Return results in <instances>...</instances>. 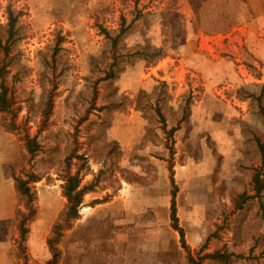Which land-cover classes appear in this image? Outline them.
I'll return each mask as SVG.
<instances>
[{
	"label": "rangeland",
	"instance_id": "rangeland-1",
	"mask_svg": "<svg viewBox=\"0 0 264 264\" xmlns=\"http://www.w3.org/2000/svg\"><path fill=\"white\" fill-rule=\"evenodd\" d=\"M180 1L0 0L2 42L8 10L20 13V40L7 54L0 48V86L10 102L0 113V264L51 259L47 240L66 204L60 186L81 164L72 159L67 167L65 159L75 155L86 160L81 186L92 189L77 219H59L58 264H188L187 255L196 260L215 248L233 253L231 264H264L257 202L235 210L232 201L253 194L250 176L259 166L244 128L263 131L247 95L264 97V0H246L236 16ZM121 28L125 50L145 49L146 60L98 83L93 104L89 79L101 78L119 50H110L102 30ZM200 31L216 34L208 41L212 64L194 49ZM112 100L113 111L99 110ZM34 136L40 149L29 156L24 138ZM12 171L38 179L24 241L16 211H27ZM171 179L188 252L172 228Z\"/></svg>",
	"mask_w": 264,
	"mask_h": 264
},
{
	"label": "trees",
	"instance_id": "trees-1",
	"mask_svg": "<svg viewBox=\"0 0 264 264\" xmlns=\"http://www.w3.org/2000/svg\"><path fill=\"white\" fill-rule=\"evenodd\" d=\"M20 16L19 12H14L12 10H8V24L5 27V35L6 38L2 42L1 36V28H0V48L4 49V52L7 54L11 44L13 45L15 42L20 40L18 36L19 25L18 18ZM127 32L126 29L121 28L116 34H111L102 30L103 35L108 40L109 47L111 51L115 49H119L117 55H114V52L109 54L108 61L105 67L101 70L103 76L96 81L90 78L89 82L92 84L90 87L89 98L91 99V103L96 99V86L98 83L104 82L108 83L113 81L118 77V75L123 72L127 65H132L135 59L142 58L146 60L145 54L147 51L145 49H140L137 51H132L129 49L125 50V47L121 43V38ZM110 52V51H109ZM96 72H100V68L96 69ZM93 82V83H92ZM163 86L156 89L154 91V95H158ZM158 91V93H156ZM250 98L252 104L254 105V113L258 120L262 123L263 131H259L250 126H245L244 133L248 136V141L252 147L251 157L254 158L255 161L259 162V166L253 169V172L250 176V189L253 192L252 195H249L248 192H244L237 196V198L233 201L234 209L241 210L245 204L250 201L257 202V214L264 220V97L263 92L260 91L258 94H249L247 95ZM143 98H150L147 95H144ZM43 111L40 112L41 117H45L48 109L50 108V101L47 99L44 100ZM94 104V103H93ZM118 102L116 100H112L109 104L102 106L99 108L100 111H110L114 109L115 105ZM156 107V106H155ZM112 108V109H111ZM10 109V102L7 98V89L4 85L0 86V113H7ZM156 116L160 119V123L163 128H165V121L159 111L158 108L154 109ZM183 119V118H182ZM12 129H7L8 131H15L16 126L13 124ZM5 128V127H4ZM177 130V127L171 128L169 130L168 135H171ZM24 150L29 156L34 155L39 149L40 145L37 141L36 136L29 138H24ZM75 159L76 162L81 163L76 172L73 175H69L65 177L62 181L63 184L60 186L61 195L66 200V204L64 210L60 214L58 221L53 227L52 235L47 240V245L49 251L51 253V259L46 264H58L60 260V253L56 248V245L60 242L61 234L59 231L62 229V225L59 222L61 219L64 221L75 220L79 216V209L83 202L84 195L92 189L91 186H81V171L85 167L86 160L83 155H75L69 156L66 158V166H69L70 160ZM71 165V164H70ZM11 179L13 181L14 190L18 197L20 205L22 204L23 208L27 211L24 212L21 209L16 211V216L19 218V232L22 241L25 239L26 224L32 220L37 213L36 207H33L35 204L37 197L36 192L32 189L30 184L38 182V179L33 175L27 174L23 172V174L16 175L13 171L10 174ZM172 191H171V200H170V219L172 223V228L178 232L180 236V244L184 250L187 251V246L184 242V233L183 230L178 226V219L176 217V206H175V195L177 192V187L171 179L170 181ZM60 219V220H59ZM188 252V251H187ZM234 256L233 253L228 252L225 248H215L211 253H206L203 255H198L196 260L191 256L187 255L188 264H203L206 261L213 262L214 264H231V257Z\"/></svg>",
	"mask_w": 264,
	"mask_h": 264
},
{
	"label": "crops",
	"instance_id": "crops-1",
	"mask_svg": "<svg viewBox=\"0 0 264 264\" xmlns=\"http://www.w3.org/2000/svg\"><path fill=\"white\" fill-rule=\"evenodd\" d=\"M182 2V5H188L190 4V6H196V4L198 5H220L222 6V11L224 12H229L231 14H233L234 16H236V14H240L241 13V5L240 4H246L245 2H247L246 0H181L179 3ZM195 12V11H194ZM259 17H256V19H258ZM233 19V18H232ZM198 37H201L202 40L199 42L198 46L196 45V47H194L195 50H199L201 52H198L197 54L200 56L201 58H205V60L207 61V63L212 64V58L210 59V57H214V52H216V48L212 45H209L208 41H211L212 37L216 36V34L210 35V34H203L201 31L199 33H197ZM212 36V37H211ZM205 41V42H204ZM211 55V56H210ZM209 77V76H207ZM209 81L207 80V83ZM5 175H4V179L1 181L2 182H6L5 179ZM91 209V208H88ZM2 218H6V216L2 217Z\"/></svg>",
	"mask_w": 264,
	"mask_h": 264
}]
</instances>
